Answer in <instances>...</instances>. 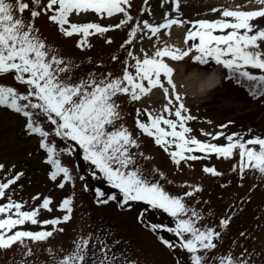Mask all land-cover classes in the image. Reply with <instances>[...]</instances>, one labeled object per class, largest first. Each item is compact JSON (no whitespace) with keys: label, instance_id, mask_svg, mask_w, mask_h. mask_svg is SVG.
<instances>
[{"label":"snow or ice","instance_id":"1","mask_svg":"<svg viewBox=\"0 0 264 264\" xmlns=\"http://www.w3.org/2000/svg\"><path fill=\"white\" fill-rule=\"evenodd\" d=\"M250 3L252 0H243L234 7L212 5L207 12L214 19H188L182 0H168V11L162 22L156 23L134 17L133 0H0V76L12 74L14 82L24 87L21 91L0 82V109L22 117L27 134L38 136L39 148L45 152L43 162L50 166L48 178L60 189L69 183L74 189L78 176L85 181L84 190H89L87 177L74 175L73 167L62 161V156L71 157L79 151L88 162L89 176L115 190L106 192L96 187L97 204L112 201L131 210L140 202L145 207L138 213V220L143 221L149 209L171 217L173 226L148 223L147 227L153 232L165 230L174 234L175 242L159 237L166 248L183 250L174 264H258L256 257L261 258L259 264H264V250L243 248L239 254H234L232 248L220 251L222 230L229 227L233 216L221 217L215 227L204 224V213L195 206L200 203L197 195L203 191L199 183L184 181L180 185L182 194H171L161 183H172L165 172L155 167L145 170L140 163L141 159H152L141 150V135L152 138L177 169L182 164L191 168L189 162L210 158L212 154L228 159L238 150L239 163L232 170L238 172L241 186L249 171L264 183V136L245 138L243 133L233 132L225 137L224 131L201 129V134L210 139H198L189 126L198 117L187 103V91H180L184 86H178L175 80L176 65H182L203 89L211 85V79L206 78L209 71L223 70L226 80L243 86L254 99L264 98V27L258 23L264 21V0H255L259 7L248 8ZM143 4L147 6L148 0H143ZM140 12L151 15L152 9L142 7ZM89 14L99 19L119 14L120 18L107 25L78 19ZM41 17H46L63 38L77 37L76 47L81 50L92 47L89 37H103L105 43L112 44L113 38L106 34L127 28L126 38L119 46L126 50L127 57L121 61V74L90 71L77 77L75 70L80 65L60 55L59 48L43 36L36 23ZM174 26L185 29L181 45L171 42ZM145 41L150 50L143 47ZM137 42H141L138 49ZM111 59L119 58L113 55ZM157 90L163 102L153 108L149 105L155 103L151 97ZM145 99V106L134 109L138 130L134 135L122 123L123 105H139ZM232 123L218 127L226 129ZM248 131L251 133V129ZM50 136L73 143L58 149ZM220 137L227 142H212ZM4 169L0 163V170ZM202 171L214 177L223 175L214 166H204ZM23 175L16 172L0 179V251H11L17 246L23 249L19 264H36L28 259L35 255L29 242H46L56 232H64L60 225L72 220L75 192L56 205L61 216L39 220L41 209L53 211V198L43 196L41 204L25 210L26 202L13 199L12 188ZM37 199L39 194L32 197ZM26 222L51 227L39 231L18 227ZM245 235L240 233L241 237ZM107 236L79 235L73 248L63 255L49 246L46 264H138L115 252Z\"/></svg>","mask_w":264,"mask_h":264},{"label":"rangeland","instance_id":"2","mask_svg":"<svg viewBox=\"0 0 264 264\" xmlns=\"http://www.w3.org/2000/svg\"><path fill=\"white\" fill-rule=\"evenodd\" d=\"M234 0H182L184 7V15L188 19H214L215 16L207 12L209 6L225 5L230 6ZM237 1V0H236ZM255 3V0H252ZM259 7L258 4H256ZM142 7H150L152 14L147 12L141 13ZM132 14L134 17L148 19L150 22H162L165 11H168V0H148V5L143 4V0H133ZM205 13H207L205 15ZM28 13H25L27 18ZM119 14L112 18L99 19L94 14L81 16L78 19L82 21H97L101 24L117 23ZM75 19V18H74ZM40 27L44 37L48 42L59 48L60 55L72 59L79 64L76 76H84L90 71L99 73H107L111 71L114 75L121 74L122 63L125 60L126 50L119 46L126 38L127 28L112 30L106 35L113 38L112 44H107L103 37L92 36L88 38L92 44L90 49L81 50L76 47L77 37L71 39L63 38L57 31L56 27L47 22L46 17L38 18L36 21ZM264 27V21L258 22ZM186 27H190L186 26ZM182 29L184 28L176 27ZM127 47V46H126ZM115 55L119 59L113 61L111 57ZM91 60V62H89ZM184 68V75L189 71L185 70V66L176 65ZM221 82L219 85L207 93L203 98L189 100L188 105L192 110V114L197 116L196 121L189 122V126L193 128V135L201 140H209L201 134V129L206 132L224 131L225 137L233 132L243 133L245 138L251 135L264 136V98H253L248 91L234 81L224 78V71L221 70ZM183 76V75H182ZM0 82L7 85L15 86L19 90L24 91V87L14 82L12 74L0 76ZM121 99H124L121 97ZM151 99L155 102L150 107H157L155 104L162 103V94L158 92ZM146 102V103H145ZM139 105L125 104L123 105L124 123L134 135L138 134V130L134 125L135 107H143L147 104L145 99ZM146 119V117H141ZM212 121L209 124L207 121ZM233 121L226 129H220L218 126ZM251 129V133H249ZM220 137L214 143L225 144L226 138ZM38 136L27 134L24 128V120L22 117L13 114L5 109H0V163L5 165V169L9 162L13 159L11 154L21 160V164L17 167L23 170L25 176L14 186L15 193L13 199L23 200L26 202L25 210L36 207L42 203L43 196H51L53 198V211L41 209L38 219H50L61 216L62 212L58 211L56 205L61 199L75 192L74 212L72 220L68 223L60 225L64 228V232H56L46 242L30 243L36 264H46L49 261V255L46 249L51 246L54 252L63 255L73 248V241L79 235H87L94 233L97 235L108 234L107 238L113 249L118 254L134 259L138 264H174L178 255L183 254V250L168 249L159 240L160 236L166 239L176 241V237L172 233L165 230L153 232L148 223H164L173 226L172 218L160 210H151L146 213L143 221L138 220V213L145 207L143 203L137 202L131 210L120 208L116 202L110 201L106 205L97 204L95 197V188L100 187L106 192L115 191L106 183L92 179L89 176L88 162L83 160L82 153L77 151L71 157L64 155L62 161L73 167L74 175H82L87 177L86 183L89 190L85 191L83 184L78 176L75 188L71 184H66L64 189H60L48 178L50 166L43 162L45 152L39 148ZM49 140L55 143L59 149L73 142L61 141L60 138L50 136ZM141 150L145 155L152 157L151 160L141 159L140 163L145 170L151 168H159L164 171L167 178L172 181L168 184L164 181L161 183L165 189L171 194H182L184 191L180 185L184 181L189 183H199L203 191L196 197L200 201L195 206L203 211V223L213 227L218 225L221 217L232 215L233 219L227 229L222 230L223 239L220 241V251L224 252L229 248L234 250V254H239L243 248L250 251L255 249L257 252L264 250V183L256 178L251 171L242 182L239 180L238 172L233 171V166L239 163L238 150L236 154L228 159L216 157L214 154L210 158L205 157L198 161H191L193 167L188 164H182L177 169L170 160V157L159 146L154 144L152 138L145 135L140 136ZM23 146L22 149L13 147ZM9 148H13V153ZM196 155L205 156V154L196 153ZM204 166H214L218 171L223 173L220 177H214L202 171ZM0 178L3 179V170H0ZM223 185V186H222ZM253 185H257L253 187ZM22 186V187H21ZM40 195V199L32 200L33 196ZM250 198V199H249ZM191 202V201H190ZM206 202V203H205ZM239 205V207H237ZM234 209V212L232 211ZM25 230L39 231L41 228L48 229L51 226L33 225L26 222L23 226H18ZM241 232H245L244 237L240 236ZM233 241L236 243L233 244ZM63 249V252L60 251ZM23 249L14 246L11 251H0V264H19ZM259 264L260 257H256Z\"/></svg>","mask_w":264,"mask_h":264},{"label":"bare ground","instance_id":"3","mask_svg":"<svg viewBox=\"0 0 264 264\" xmlns=\"http://www.w3.org/2000/svg\"><path fill=\"white\" fill-rule=\"evenodd\" d=\"M242 3H243V0H237V1L234 0L233 3L230 4V6L234 7V6H236L238 4H242ZM254 7H257V6H256V4H254L253 1H252V3L248 4V8H254ZM183 33H184V30L173 27L171 42L175 43L177 45H181L183 42ZM140 46H141V42H137L136 49H138ZM143 47H145L146 49H149V42H147V41L143 42ZM178 69H179V73L175 75V80H176L178 86L179 85L184 86V87L180 88L181 92L187 91V93H188L187 103L189 100H195V99L203 98L207 93H209L210 91L215 89L218 86V84L221 82V72H222L221 70L220 71H209L207 73L206 78L211 79V85L206 87V88L201 89L200 82L199 81H193L190 78L191 77L190 71L186 75H184V73H183L184 68L178 67ZM158 92H160V91L159 90L155 91L153 95H156ZM157 105L158 104H155V106H157ZM13 148L22 149L24 147L23 146H16ZM13 148L12 149L9 148V150H11L12 153L14 150ZM11 157H13V159L9 162L6 169L3 170V179H6L8 176L13 175L16 172H24L23 170H19L17 167L19 164L22 163L21 160L18 157L14 156L13 154H11ZM21 178L24 179L25 176L21 177ZM0 179H2V178H0ZM16 185L17 184L12 185V188H14V186H16Z\"/></svg>","mask_w":264,"mask_h":264}]
</instances>
